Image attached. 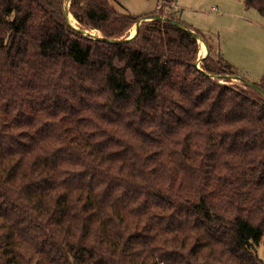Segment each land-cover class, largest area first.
<instances>
[{
    "label": "trees",
    "instance_id": "trees-1",
    "mask_svg": "<svg viewBox=\"0 0 264 264\" xmlns=\"http://www.w3.org/2000/svg\"><path fill=\"white\" fill-rule=\"evenodd\" d=\"M66 2L0 0V264H264V94L171 8L106 39L167 3Z\"/></svg>",
    "mask_w": 264,
    "mask_h": 264
},
{
    "label": "rangeland",
    "instance_id": "rangeland-1",
    "mask_svg": "<svg viewBox=\"0 0 264 264\" xmlns=\"http://www.w3.org/2000/svg\"><path fill=\"white\" fill-rule=\"evenodd\" d=\"M113 2L120 9L134 15L156 12L159 3L158 0ZM176 3L178 9H173L172 12L176 17L205 35L213 45L220 47L226 60L234 66L240 76L256 83L260 82L264 74V15L258 9L246 7L243 0H176ZM164 8L162 15L166 16L171 7ZM71 21L75 25L79 23L77 18H71ZM133 28H136V24L129 29V36ZM91 31L101 34L97 29ZM205 54L201 53L200 41L198 56L200 58ZM128 76L131 77V72ZM222 82L242 84L236 79ZM257 251L264 263V240L258 245Z\"/></svg>",
    "mask_w": 264,
    "mask_h": 264
},
{
    "label": "water",
    "instance_id": "water-1",
    "mask_svg": "<svg viewBox=\"0 0 264 264\" xmlns=\"http://www.w3.org/2000/svg\"><path fill=\"white\" fill-rule=\"evenodd\" d=\"M70 1H71V0H67V2H66V11H65V14H66V17H67V20L69 21V23H70L73 27H75L76 29H78L80 32H82V33L85 34V35H91V36H93V37L97 36V37H100V38L103 37L101 34H96V33L92 32V31L89 30V29L81 28V27H79L78 25H75V24L72 23V21H71V12L69 11ZM154 18H161V19H163V20L168 19L167 16H164V15H162V14L148 15V16H145V17H143V18H141V19H138V20L136 21V23H135V24H136V32H135V34L130 35V36L126 37V38H108V37H106V39H108L109 41H115V42H120V41H123V40H129V39H132V38L137 34V32H138V30H139V28H140V25H141V23H142V21H143L144 19H154ZM171 20H172L175 24H178L179 26H181V27H183V28L189 30L193 35H195V36L199 39V41H203V42H205L206 47H207V54L204 55V56H202V57H200V58H198V60H197L196 63H195L197 66H200V62L202 61V59L205 58V57L208 55V53H209V46H208L206 40L201 36L200 33H198L197 31H195L194 29L189 28L184 22H182V21H180V20H177V19H171ZM212 76H213V77L218 76V77H221V78H225V77H226V78H230V79L241 80V81L245 82L246 84H249V85H251V86L257 88L260 92H262V93L264 94V89H263L258 83L253 82V81H251V80H248V79H246V78H244V77H242V76H237V75H234V74H221V75L212 74Z\"/></svg>",
    "mask_w": 264,
    "mask_h": 264
},
{
    "label": "built area",
    "instance_id": "built-area-1",
    "mask_svg": "<svg viewBox=\"0 0 264 264\" xmlns=\"http://www.w3.org/2000/svg\"><path fill=\"white\" fill-rule=\"evenodd\" d=\"M158 7L160 8V7H162V5L164 4V3H167L168 4V6H170L171 7V9L173 10H177L178 9V5H177V3H176V0H170V1H166V0H158Z\"/></svg>",
    "mask_w": 264,
    "mask_h": 264
},
{
    "label": "bare ground",
    "instance_id": "bare-ground-1",
    "mask_svg": "<svg viewBox=\"0 0 264 264\" xmlns=\"http://www.w3.org/2000/svg\"><path fill=\"white\" fill-rule=\"evenodd\" d=\"M71 18H72L73 20H76V18H75L72 14H71ZM135 32H136V28H133L131 35L135 34ZM201 53H202V54L207 53V47H206L205 42H203V41H201ZM205 55H206V54H205Z\"/></svg>",
    "mask_w": 264,
    "mask_h": 264
}]
</instances>
